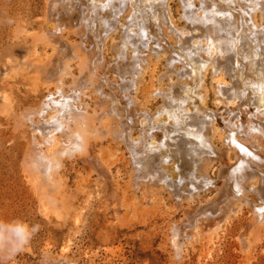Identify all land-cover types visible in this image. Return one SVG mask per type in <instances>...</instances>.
<instances>
[{"label": "bare ground", "instance_id": "obj_1", "mask_svg": "<svg viewBox=\"0 0 264 264\" xmlns=\"http://www.w3.org/2000/svg\"><path fill=\"white\" fill-rule=\"evenodd\" d=\"M172 1H47L41 32L25 40L28 52H35L38 42L55 51L49 63L30 62L31 72L47 86L46 94L36 106L16 108L0 93V112L14 119L17 133L11 138L26 134V127L32 133L23 167L44 216L61 217L64 200L73 206L67 166L78 159L89 162L104 139L128 149L136 188L147 180L145 185L193 201L215 184L208 171L221 157L223 148L215 143L219 138L234 158L221 168L224 183L215 199L201 204L193 216L187 214L186 226L196 234L203 221L215 218V231L248 208L251 223L264 227V0H180L179 14L186 21L180 18L179 23ZM118 29L122 35L114 46L116 59L107 66L102 49ZM69 31L80 32L82 41L66 40ZM166 37L172 40L171 49L161 44ZM152 54L167 58V72L161 77L167 75L170 83L150 92L162 97L155 110L132 108L139 103L133 91L139 90ZM104 67L115 78L101 76ZM209 75L217 109L207 103ZM93 95L97 108L87 101ZM221 105L228 106V116L222 115L224 126L216 122ZM236 105L237 112L229 108ZM251 105L257 111L244 121L241 107ZM139 122L141 134L135 136L133 127ZM174 226L170 240L176 258L182 260L194 233ZM240 235L243 248H249L250 239L244 232Z\"/></svg>", "mask_w": 264, "mask_h": 264}, {"label": "rangeland", "instance_id": "obj_2", "mask_svg": "<svg viewBox=\"0 0 264 264\" xmlns=\"http://www.w3.org/2000/svg\"><path fill=\"white\" fill-rule=\"evenodd\" d=\"M47 1L0 0V93L11 99L16 108L38 105L47 92V86L38 74L31 72L30 62L49 63L55 56L54 49L42 42H38L35 52H28L25 48L26 37L41 32ZM172 3L177 23L181 22L180 18L186 21L183 14H179L180 0ZM168 25L172 26L170 22ZM78 33L69 31L64 37L73 44H79L82 37ZM121 35L122 31L118 29L102 49L106 56L104 59L102 55V58L107 66L116 59L113 50ZM166 39L161 44L171 49L172 40ZM150 60V68L147 65L139 90L133 91L139 103L131 105L132 108L146 106L151 111L155 110L162 103V97L150 95V92L160 87L167 88L170 83L167 75L161 77L167 72V58L158 59L152 54ZM103 69L99 70L101 76L108 73L109 78H115L108 68ZM74 71L78 73L76 65ZM174 77L176 81L177 77ZM207 84V103L210 108L217 109L211 75ZM104 89L111 91L107 85ZM88 100L91 107L97 108L94 95L93 98L87 97ZM239 106L229 108L237 112ZM227 107H218L215 120L223 126L222 115L228 116ZM244 107H241L242 117L246 121L257 108L253 105ZM6 117L0 112V130L3 131L0 133V264H264V227L251 223L253 214L248 208L237 217L234 215L231 220H224L225 224L222 223L215 231H211L215 227V218L212 222L203 221L196 234L193 228L186 226L187 214L193 216L201 204L215 199L224 183L221 168L231 165L234 158L233 152L219 138L215 143L223 148L222 154L208 171L215 184L207 191L201 190L194 202L172 196L167 190L152 184L145 185L147 180L143 181L142 187L136 188L131 181L133 163L129 160L128 149L124 144L104 139L92 150L93 157L89 162L78 159L67 166L65 178L74 197L73 206L64 200L61 217L55 214L46 217L39 210L37 197L27 182L23 167L24 152L32 133L26 127V134L18 133L16 139L11 138L13 133H17L13 128L14 119ZM133 133L135 136L141 134L140 122L133 127ZM174 225L189 234L194 233L192 241L183 249L182 260L176 258L170 240ZM242 232L250 239L249 248L242 246Z\"/></svg>", "mask_w": 264, "mask_h": 264}]
</instances>
